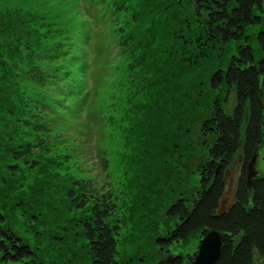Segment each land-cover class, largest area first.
Wrapping results in <instances>:
<instances>
[{
  "label": "rangeland",
  "instance_id": "374dc122",
  "mask_svg": "<svg viewBox=\"0 0 264 264\" xmlns=\"http://www.w3.org/2000/svg\"><path fill=\"white\" fill-rule=\"evenodd\" d=\"M24 1L0 0V14L6 3L14 11ZM116 7L121 10L109 18ZM86 12L75 22L94 37L90 47L82 46L81 72H67L63 81L69 93L67 111L61 112L64 129L36 130L26 106L38 95L36 86L20 81L13 88L0 63L3 225L31 247L30 264H91L84 222L95 188L109 193L115 204L108 220L119 226V264H157L169 254L183 256L188 264L201 232L162 248L156 240L174 227L169 206L177 198L191 201L199 189V168L210 159L214 140L201 125L213 101L222 102L228 113L234 105L231 89L210 88L212 72L225 68L240 44H250L257 60L264 58L257 40L264 31V0L262 9L254 10L260 22L247 25L241 41L201 43L200 50L190 43L199 27L188 0H89ZM89 78L95 87L82 95ZM49 95L61 98L57 92ZM83 108L88 120L80 115ZM21 149L27 153L17 159ZM242 165L238 152L225 170L223 210L233 202ZM255 169L264 175L262 149ZM85 195L87 202L78 205ZM255 264H264V256L255 255Z\"/></svg>",
  "mask_w": 264,
  "mask_h": 264
},
{
  "label": "trees",
  "instance_id": "16d2710c",
  "mask_svg": "<svg viewBox=\"0 0 264 264\" xmlns=\"http://www.w3.org/2000/svg\"><path fill=\"white\" fill-rule=\"evenodd\" d=\"M75 1L60 6L52 5L54 0H26L18 6L23 11L18 8L9 11L6 3L5 11L0 14L3 73L13 88L20 81L36 86L38 95L25 101L31 109L33 125L41 134L58 127L64 129L59 111L65 108L57 101L51 103L44 94L45 88L59 93L60 69L53 62L62 59L73 64L76 61L74 49L64 50L60 57L50 53L70 48L71 42L67 40L71 32V11L64 9ZM188 2L199 27L190 43H195L198 49L201 43L241 41L245 37V27L260 22V16L254 10L256 7L262 9L263 0ZM117 10L121 9L114 8L115 14L109 18L116 16ZM257 40L264 51V31L258 32ZM223 85L232 90L235 102L228 113L222 102L215 99L209 119L201 125L202 130L213 134L214 140L208 148L210 159L199 168V189L191 201L177 198L169 206L167 213L175 218L174 227L156 241L162 248L185 240L193 233L201 232L203 236L208 230L215 229L223 235L221 252L215 264H255V255L264 256V175L257 174L249 187L246 163L253 154L264 150V58L257 60L250 44H240L225 68L214 70L209 78L211 89ZM22 115L25 117L24 113ZM238 152L242 155L243 165L233 202L221 210L226 188L225 170ZM20 153L22 155H17V159L25 156L27 149H21ZM102 167H106L105 159ZM90 192L91 213L84 226L91 264H119L115 259L119 226L108 220L115 204L109 193H100L95 188ZM88 199L85 195L78 205L82 206ZM3 223L4 216L0 214V264H30L26 259L34 255L33 250ZM169 257L167 264H184L181 255L169 254Z\"/></svg>",
  "mask_w": 264,
  "mask_h": 264
},
{
  "label": "water",
  "instance_id": "95a60500",
  "mask_svg": "<svg viewBox=\"0 0 264 264\" xmlns=\"http://www.w3.org/2000/svg\"><path fill=\"white\" fill-rule=\"evenodd\" d=\"M257 156V153L253 154L246 163V180L249 187L252 179L258 174L255 169ZM220 209L223 210L221 205ZM222 241L223 235L220 232L215 229L208 230L200 239L197 252L189 264H215L221 252ZM169 259V256L165 257L159 260L157 264H167Z\"/></svg>",
  "mask_w": 264,
  "mask_h": 264
}]
</instances>
